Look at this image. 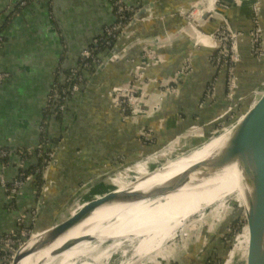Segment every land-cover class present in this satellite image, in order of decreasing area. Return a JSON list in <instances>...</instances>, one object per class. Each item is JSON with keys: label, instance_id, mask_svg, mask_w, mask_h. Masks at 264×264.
<instances>
[{"label": "crops", "instance_id": "0c3cea01", "mask_svg": "<svg viewBox=\"0 0 264 264\" xmlns=\"http://www.w3.org/2000/svg\"><path fill=\"white\" fill-rule=\"evenodd\" d=\"M21 1L0 0V22L12 12L11 6ZM116 1L29 0L0 31V73L8 74L0 88V147L8 149L11 155L6 161L0 160V174L11 183L20 173L22 160L25 170L27 162L38 158L34 154L42 134L51 142L56 141L45 173V182L49 184L41 209V194L33 181L14 199L0 183V236L21 228L20 219L25 211H29L26 226L31 224V212L37 216V228L49 222L82 186L116 170L121 159L141 160L173 144L168 151L173 152L179 145L183 150H191L213 138L212 132L220 122L216 119L224 114L228 104L226 78L224 73L217 76L209 61L211 51L194 46V33L182 14L193 7L205 6L206 0H123L136 9L152 4L153 8L146 14L152 18L136 22L129 29L118 47L120 59H113L86 91L93 75L88 77L80 93L71 97L62 121L45 113L55 80L62 82L64 77L59 70L74 68L81 52L103 34L105 27L115 22ZM220 1L224 7L217 15L208 14L200 19L199 27L211 32L227 22L234 30L249 33L252 27L249 6L256 0H249L247 5L236 0ZM259 1L264 21V0ZM199 39L207 44L206 37ZM145 47L159 57L157 63L145 59ZM239 51L237 98L241 99L244 110V104L253 100L252 92L263 83L264 63L252 58L248 36ZM186 58L191 59L192 72L178 75ZM138 65L146 66L149 82L142 84V89L148 100H156L161 92L165 97L156 106H152L154 102L148 103L143 116L137 119L115 107L108 93L114 86L130 82ZM215 77H219L217 97L200 107L206 88ZM221 122L225 128L226 122ZM144 130L150 140L142 144L139 139ZM195 131L201 133L194 134ZM202 134L209 135V139L204 141ZM28 151H33V155L21 157ZM164 155L146 160L120 175L114 174L79 200L85 202L111 191L112 187H120L127 180L128 171L147 170V164L157 163ZM164 157L160 159L163 162L162 159H167ZM80 208L76 206L75 210Z\"/></svg>", "mask_w": 264, "mask_h": 264}, {"label": "water", "instance_id": "95a60500", "mask_svg": "<svg viewBox=\"0 0 264 264\" xmlns=\"http://www.w3.org/2000/svg\"><path fill=\"white\" fill-rule=\"evenodd\" d=\"M151 8H153L152 4H145L138 10L133 21L118 37L108 56L95 71L92 79L89 80L85 88L86 91L113 59L116 61L120 59L118 47L121 40L129 29L136 24L137 20L145 16ZM262 10L261 7V12H263ZM208 14L207 11L201 13L200 19L207 17ZM262 30L264 40V21ZM262 76L264 83V68ZM223 134H229V138L219 152L189 167L171 179L149 187L146 192H136L134 187L122 190L114 189L102 194L100 197L81 202L79 199L82 195L106 179L111 178L114 174L120 173L123 167H118L116 170L90 180L72 196L55 218L38 227L30 235L23 246L14 254L13 264H22L27 258L36 255L64 234L80 226L93 213L103 207L156 201L159 198L178 193L189 185L191 180H196L193 183L195 186L202 185L234 165L237 166L238 178L235 181L233 178L225 180L226 186L233 189L225 195V197H230L232 201L230 202L233 209L231 220L234 223H240L242 226L243 232L240 237H243L247 231L249 234L245 264H264V209L259 205L256 196L259 181L262 179L264 182V88L220 135ZM160 169L150 172V175ZM48 184V182H45L42 189L39 209L42 207V199ZM76 206H81V208L75 210ZM0 248L4 249L1 245ZM4 250L8 252L7 249ZM59 255L60 253L56 254V256Z\"/></svg>", "mask_w": 264, "mask_h": 264}, {"label": "built area", "instance_id": "2783aa9c", "mask_svg": "<svg viewBox=\"0 0 264 264\" xmlns=\"http://www.w3.org/2000/svg\"><path fill=\"white\" fill-rule=\"evenodd\" d=\"M10 1V0H6ZM238 4L243 5L246 0H236ZM29 0H23L20 2V6L24 7L28 4ZM223 2L220 0H214L213 3L208 1V4L205 7H194L189 10H185L182 12L187 26L192 29L194 33V46L206 48L211 51V56L209 57V61L211 65L215 68V72L219 75L225 74L226 78V90L225 97L228 102L226 110L224 114L216 119L217 122L223 121L226 122V128L234 121V119L242 112L241 109V99L237 98L238 94V77L236 74V67L241 62V55L239 51V40L245 35L244 32L239 30H234L227 22L223 25L217 27L214 31L206 32L203 31L199 27V20L201 13L207 11L211 16L217 15L219 13V9L223 8ZM115 8V22L107 26L103 31V36L106 37L107 46L112 43V41H117L118 37L121 33L128 27L131 21L135 18L136 13L139 9L133 8L132 6L123 2V0H117L114 3ZM249 11L252 13V27L250 32L248 33L249 43H250V54L254 60L257 62H262L264 60V40H263V30H262V12H261V2L259 0L253 1V3L249 6ZM152 15L149 14L146 17H142L138 19L137 22H142L146 20H150ZM199 37H206L210 39V43L206 44L202 42ZM99 42L98 39L94 41L95 44ZM143 56L145 59L150 62L157 63L159 57L155 54L153 50L148 47L144 48ZM81 61H84V68L87 70H97L102 64L101 59L96 58L93 54V48H87L81 52ZM146 66L138 65L133 73L132 79L130 82L125 84L116 85L109 91L108 95L114 104L115 107L123 111L124 113H128L130 116L135 118H141L144 114V109L148 103L154 102L152 106H156L158 102H162L164 100L165 94L163 92L157 97L156 100L152 102L148 100V97L145 91L142 89V84L145 82H149L146 80L145 75ZM191 59L186 58L181 70L177 72L178 75H188L192 72ZM219 77H215L207 86L203 101L200 104V107H203L206 102L214 101L217 97V85L219 83ZM8 79L7 73H0V88ZM149 79V78H148ZM151 81V79H149ZM65 83H70V96L65 94V91L59 96V94H55L51 92L48 95L46 100V109L49 111V114L55 116H59L66 111V101L69 97L74 96L82 90L86 80L85 76L82 74H77L75 70L72 71L71 76H66L63 78ZM264 88V84L256 88L252 92L253 98L259 95V93ZM172 92L177 93L175 89L172 88ZM225 129V128H224ZM193 130H195L193 128ZM150 140L149 134L147 131H142L139 142L147 143ZM37 151H35V156L41 157L45 153L47 157L46 168L43 171V176L45 178V173L50 165L54 152L46 153L43 151V145L40 144L37 146ZM33 151H28L27 154L33 155ZM24 155V153H23ZM10 153L8 150L0 147V160H8L10 158ZM152 157V156H150ZM148 157V158H150ZM146 158V159H148ZM119 167H123L121 172H127V169H132L143 163L144 161H134L128 162L124 159L119 160ZM24 160L20 165V173L18 176L11 182L8 183L5 175L3 173L0 174V183L8 192V195L11 198H15L22 192L23 188L33 181L34 175L26 173L24 170ZM138 162V163H137ZM152 162V161H151ZM154 163V162H153ZM120 172V173H121ZM36 174L41 173V169H37L35 171ZM129 173L136 174L133 170L129 171ZM119 174V173H118ZM45 185V184H44ZM43 187H38V193L41 194ZM29 211H25L22 213V217L20 219L21 228L17 231H9L0 236V245L7 249L0 248V259L2 264H13L14 254L17 250L23 246V244L28 240L30 235L37 228V220L35 212H31V224L26 226V221Z\"/></svg>", "mask_w": 264, "mask_h": 264}, {"label": "bare ground", "instance_id": "6f19581e", "mask_svg": "<svg viewBox=\"0 0 264 264\" xmlns=\"http://www.w3.org/2000/svg\"><path fill=\"white\" fill-rule=\"evenodd\" d=\"M210 2L213 3V1ZM206 42L210 43V39L206 38ZM220 134L199 145L198 148L191 149L192 151L189 153L182 154L166 165H162L161 169L155 173L144 175L125 189L134 187L136 192H146L149 187L165 182L209 158L219 152L228 141L229 134ZM236 167V165L228 167L223 173L202 185L195 186L193 183L196 180H191L189 185L178 193L159 198L156 201L103 207L93 213L80 226L64 234L36 255L27 258L22 264H54L56 262L59 264H82L87 263L92 256L96 257V263L102 257L107 262L112 256L108 252L119 250L127 242L134 245L133 254L123 264H134L145 257L150 263L156 264L157 258L163 255L162 250L166 240L174 236L173 233L176 230L184 228L193 216L198 215L217 201H221L227 193L233 190L226 186L225 180L233 178L235 181L238 178ZM144 179L147 180L143 181ZM256 196L259 205L264 209V182L262 179L259 181ZM109 242L111 244L106 246L104 253H98V250ZM247 247L248 239L246 237L239 245V249L243 250V256L247 254ZM57 253L60 255L56 256ZM81 260L84 262L81 263ZM96 263L94 262V264Z\"/></svg>", "mask_w": 264, "mask_h": 264}, {"label": "rangeland", "instance_id": "374dc122", "mask_svg": "<svg viewBox=\"0 0 264 264\" xmlns=\"http://www.w3.org/2000/svg\"><path fill=\"white\" fill-rule=\"evenodd\" d=\"M209 0H206V4ZM213 1V0H212ZM246 2H249V0H246ZM206 4L205 10H206ZM194 8V7H193ZM248 33L239 40V46L243 43V41L247 38ZM249 103H245L244 107H247ZM217 129L211 137L217 136L219 133L224 131V127L222 126V122L220 121L217 125ZM226 128V127H225ZM190 134H192V131H189ZM199 134L201 131H195L194 134ZM204 136V141L209 139V135L202 134ZM199 138V137H198ZM211 139V138H210ZM208 141V140H207ZM174 145V144H173ZM171 145V146H173ZM171 146H168L167 149L163 150L161 153L154 155L152 157L147 156L143 157L145 159L138 160L146 161L152 158H155L156 156L164 155L168 152V154L162 156L167 159L160 162L154 161L155 163L147 164V170H141L140 172L136 174L129 173L128 171V177L125 182H122L120 187H112L111 190L114 189H125L126 187L133 184V182L140 180L145 174L149 172H152L154 170H157L162 165H166L169 161H172L176 159L178 156L182 154H187L189 151L192 150H183V148H180L181 145L176 146V150L174 149L173 152L168 151ZM199 146L195 147L198 148ZM194 149V148H193ZM150 157V158H148ZM148 158V159H146ZM136 162V161H135ZM138 163V162H137ZM143 163H140L138 166H140ZM145 169V168H144ZM125 173L121 172L118 175ZM135 173V172H134ZM124 181V179L122 180ZM127 183V184H126ZM231 199L230 197H225L221 201H217L216 203L210 205L209 207L205 208L203 211H201L198 215L193 216L186 224V226L180 230H176L170 239H167L165 242V246L162 250L163 255L157 258L156 264H206L207 259L209 255H212L215 259L214 262L211 260L210 264H225L228 262V264H244L246 260V255L243 256V253L241 249H239V245L242 240L247 239L249 240V234L248 231L242 236V226L240 223H232L230 222V217L233 214V209L230 204ZM175 237V238H174ZM111 242L107 243L105 246H102L98 253H104L106 246H109ZM222 246H225L223 256L220 254V248ZM214 247H217V249H214ZM133 248L134 245H132L130 242H127L124 246H122L119 250H111L108 252V254L112 255L109 259V261L106 262L104 257L96 263L95 260L96 257L92 256L90 260H88L87 263L81 260L80 262L82 264H123L126 261H128L133 254ZM244 249V246H243ZM157 253V252H156ZM126 254V256H125ZM230 256V257H229ZM165 257V258H164ZM128 259V260H127ZM95 260V261H94ZM87 261V260H86ZM92 261V262H91ZM54 264H59V262H56ZM134 264H152L147 260V257L144 259H141L140 261L134 263ZM155 264V263H153Z\"/></svg>", "mask_w": 264, "mask_h": 264}, {"label": "trees", "instance_id": "16d2710c", "mask_svg": "<svg viewBox=\"0 0 264 264\" xmlns=\"http://www.w3.org/2000/svg\"><path fill=\"white\" fill-rule=\"evenodd\" d=\"M245 5H247L248 3H244ZM13 8L12 12L8 13L5 17V19L3 21L0 22V31H3V29L7 26V24L12 20V18L14 16H17V14L22 11V9L25 7H21L20 3H17L13 6H11ZM246 7V6H245ZM106 28V27H105ZM104 28V29H105ZM104 31V30H103ZM104 34H101L97 39L99 40V42L97 44L94 43V41L88 46V48H93V54L95 55L96 58L101 59V61L103 62V60L108 56V54L110 53V51L112 50L113 46L115 45L116 41H112V43L110 45L107 46L106 44V37L103 36ZM87 49V48H86ZM84 51V50H83ZM84 61H81V57L79 56L78 60L76 61V65L74 68L72 69H66V70H59V74L60 73H64V77L65 78L67 75L71 76V73L73 70H75L77 72V74L80 75H84L85 76V80L88 82V77L93 75L95 73V69L93 70H87L84 68ZM86 82V83H87ZM55 86L54 88L51 90V92H54L55 94H59V96L65 91V94L67 96H70V83H65L62 79V82L59 80H55ZM85 85V84H84ZM51 94V93H50ZM73 97V96H71ZM71 97H69L66 101V111L63 114H60L59 116H55V118H59L61 121L63 120L64 115L68 112L69 110V101L71 99ZM47 108V107H46ZM45 108V113L53 116L51 114H49V111H47V109ZM54 117V116H53ZM58 141V140H57ZM40 142L43 145V151H45L46 153L52 152L53 151V147H55L56 145V141L51 142V140L47 137L45 138L44 134L41 135L40 138ZM51 145V146H50ZM6 149V148H4ZM8 150V149H6ZM37 151V150H36ZM21 157L27 158L28 154L27 153H23L21 154ZM47 157L45 155V153L43 154V156L38 157L35 159L34 162H27V167L25 169L26 173L32 174L34 175V179H33V183L34 185H37L38 187H43V185L45 184V178L43 176V171L46 168V164H47ZM6 161V160H5ZM129 162V161H128ZM37 169H41V173L36 174L35 171ZM231 217H230V222H231ZM234 223V222H232ZM225 246H222L219 250H220V254L223 256L224 253V248ZM214 249H217V247H214ZM216 258V257H215ZM212 255L208 256L207 259V263L206 264H210L211 260L215 259ZM245 262V261H244ZM245 264V263H244Z\"/></svg>", "mask_w": 264, "mask_h": 264}]
</instances>
